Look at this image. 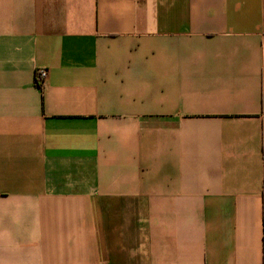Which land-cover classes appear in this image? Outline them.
I'll return each instance as SVG.
<instances>
[{"label":"crops","instance_id":"0c3cea01","mask_svg":"<svg viewBox=\"0 0 264 264\" xmlns=\"http://www.w3.org/2000/svg\"><path fill=\"white\" fill-rule=\"evenodd\" d=\"M0 264H264V0H0Z\"/></svg>","mask_w":264,"mask_h":264},{"label":"built area","instance_id":"2783aa9c","mask_svg":"<svg viewBox=\"0 0 264 264\" xmlns=\"http://www.w3.org/2000/svg\"><path fill=\"white\" fill-rule=\"evenodd\" d=\"M48 77V70L45 68L38 69L37 72V82L39 85H44Z\"/></svg>","mask_w":264,"mask_h":264}]
</instances>
